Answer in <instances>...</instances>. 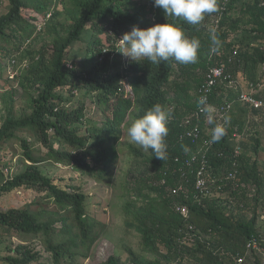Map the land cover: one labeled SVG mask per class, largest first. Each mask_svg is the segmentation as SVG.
<instances>
[{
	"label": "trees",
	"instance_id": "1",
	"mask_svg": "<svg viewBox=\"0 0 264 264\" xmlns=\"http://www.w3.org/2000/svg\"><path fill=\"white\" fill-rule=\"evenodd\" d=\"M7 1L8 13L0 16V58L16 62L19 55L18 59L27 61L25 69L13 79L30 102L24 115L16 118V91L0 95L6 116L0 120V152L4 143L18 139L24 157L23 170L8 177L4 171L7 165L1 168L0 158V197L17 189L33 190L53 199L66 214L58 218L30 208L0 209L2 235H17L24 243L10 247L11 254L0 258L3 264H73L78 256L89 257L101 224L88 215L87 193L80 188H62L41 165L45 161L56 162L87 177L108 178L124 150L135 163L145 166L144 175L137 180L138 186L129 191L131 199L125 205V225L140 237L142 246L140 253L127 248L131 263L261 264L257 256L261 252L249 250V244L257 242L264 249L258 211L264 201V169L257 158L264 143L259 131L264 111L252 108L255 123L247 125L249 112L240 108L232 117L233 126L240 128L238 137L234 138L235 131L226 126V135L209 150L206 165L198 161L185 167V148L191 152L197 148L188 142L179 143L177 138L182 132L179 120L198 108L195 92L204 82L207 70L220 61L218 56L210 57L212 45L210 33L206 32L205 23L213 15H222L216 35L220 41L217 49H224L226 54L223 59L227 61L235 50L238 52L230 65L234 76L243 72V77L255 86L259 82L264 85V75L258 74L264 66V0H230L224 11L206 14L199 25L168 17L169 23L179 25L189 38L199 41L194 64L185 65L174 59L153 64L141 58L122 69L119 59H111V55L122 53L119 44L123 34L131 31L133 25L147 28L166 22L163 10L154 7V0H146L133 9L131 0ZM217 3L219 8L220 0ZM40 18L46 22L38 29ZM148 18H152L151 23ZM103 34L109 47L101 39ZM36 39L43 41L38 48L34 47ZM82 42L84 57H73V48ZM4 68L0 64V78ZM170 90L173 100L169 99ZM218 92L211 97L213 105L225 101L224 90L219 96ZM236 98L233 91L227 96L228 101ZM156 103L167 111L175 106L167 124L165 161L153 156L151 150L120 143L123 128ZM89 105L98 109V116L91 115ZM212 127L201 124L202 133L209 140ZM244 130L247 140L242 141ZM21 131L33 134L34 141L20 137ZM238 144L242 148L240 154L236 151ZM65 146L71 150L68 152ZM176 158L180 159L179 165L175 164ZM176 166L192 174L183 172L182 177L179 170L173 172ZM167 171V183L156 184ZM199 178L205 186H198ZM180 184L187 189L186 198L170 192ZM250 198L256 205L251 217L245 214ZM176 202L184 205L183 212L176 211ZM58 224H62L61 228ZM40 241L48 257L35 249ZM105 264L122 262L111 257Z\"/></svg>",
	"mask_w": 264,
	"mask_h": 264
},
{
	"label": "clouds",
	"instance_id": "2",
	"mask_svg": "<svg viewBox=\"0 0 264 264\" xmlns=\"http://www.w3.org/2000/svg\"><path fill=\"white\" fill-rule=\"evenodd\" d=\"M229 4L230 0H220V7L218 8L217 0H154V7H158L163 10L166 22L156 23L150 27L146 26L147 28H140L137 25H133L131 31L125 32L120 38L119 46L123 48L122 53L126 57L131 58V61H139L141 58H146L147 61L153 64H161L169 61L170 59H174L176 62L181 64H194L197 62L198 58L197 53L200 48L199 41L195 38H189L179 25L169 23L167 18H182L188 24L199 25L204 20L206 14L224 11ZM262 6H264V3H262ZM221 16L222 15L220 13L215 14L210 18V20H208V22L205 23L210 25L211 22V29L209 28L208 30L206 26V32L210 33V41L212 45L210 57L214 58L218 56L220 57V61L207 70L204 82L195 92L194 101L197 103L198 108L184 116L183 119L179 120L182 132L179 134L177 141L179 143L188 142L197 148V150L193 152H191V150L188 151V149L185 148L188 159L185 160L184 166L187 168H190L198 161L206 165L209 150L213 146V143L220 141L226 135V126L233 128V131H235L233 135L234 138L238 137L240 128L239 126H233L232 122L233 113L238 111L236 108L240 107L250 112L252 108L264 111V105L258 107L253 102L243 100V96H247L257 102L262 101L264 103V97L261 96L264 94V91L259 89L262 87L260 82L255 86L249 81L247 89L245 90L240 84V80H238L232 73L230 65L233 64L232 61L234 57L237 56V50H235L233 55H230L229 59L226 61L223 59V57H226L224 49L223 51H219L217 49L220 41L217 38L216 32L220 28ZM114 57L115 54H112L111 59ZM14 63L17 62L13 61V64ZM215 70H220L223 74L221 77L215 78V84L211 86V92L208 95L207 104V96H202L201 90H203L204 87L208 88L210 76ZM175 79L176 78L173 77L172 82H174ZM219 90H224L223 99L225 101H223L220 105H213L211 103V97ZM220 91L218 92V96ZM231 91L237 94L235 101H228L227 99V96ZM170 95H173L174 98V94L171 90ZM173 98L169 97L170 100H173ZM222 108H225L226 110L224 118L220 120L219 117H217V111ZM174 109L175 106H170L167 111L159 103L152 105L146 110L143 116L134 120L128 128L125 130L123 128V135L120 143H125V146L127 144H136L146 152L151 150L153 156L165 161L167 159V144L165 138L169 132L167 124L168 119L172 120L173 118L172 111ZM259 116L261 115H258V118ZM131 119L132 117L130 116L128 118V122H130ZM202 123L207 126L213 125L211 129V140L203 135L201 130ZM247 127L248 126H246V128ZM127 137H130L131 140H128ZM57 145L58 148L61 147L59 143ZM64 149L68 151L71 150L69 146H65ZM236 151L239 154L242 152V148L239 144L236 147ZM179 162L180 159L176 158L175 164L179 165ZM7 169L10 170V173L6 174L8 177L13 174L12 166H6L5 172ZM169 169L171 168H168V170ZM172 169H175L173 172H177V170H179L182 177L185 176V173L183 172L192 174L191 171H183L177 166ZM204 172L206 171L204 170L203 173ZM167 173L168 171L164 173V177L161 181H155L156 184L165 185L168 181L166 178ZM232 176H234V174H232ZM186 191L187 189L182 184L170 189L171 194L173 196H177L178 198L182 195L185 196ZM187 195L188 192L186 193V196ZM175 209L178 213H181L185 210V207L183 204L176 202ZM249 250L251 249L249 248ZM128 264L133 263L130 262ZM169 264L183 263L172 262Z\"/></svg>",
	"mask_w": 264,
	"mask_h": 264
},
{
	"label": "rangeland",
	"instance_id": "3",
	"mask_svg": "<svg viewBox=\"0 0 264 264\" xmlns=\"http://www.w3.org/2000/svg\"><path fill=\"white\" fill-rule=\"evenodd\" d=\"M131 2L133 3V6L131 5V8L133 9V7L137 8L142 3L146 2V0H131ZM149 4H152V2H149ZM9 6L10 4L7 0H0V16L8 13ZM49 18L50 17H48V19ZM147 20L149 23H151L152 18H148ZM44 22H46L45 18L39 19L38 23H36L38 29L43 27ZM207 28L208 30L209 28L211 29V22L210 25H207ZM101 39L103 40L104 45L108 47L109 43L107 42V36L103 34ZM35 41L36 43L34 44V47L36 48L40 47L43 42H38L37 39ZM84 46L85 43L83 42L76 45L72 51L73 57L80 56L82 54V47ZM15 53L19 54L17 52ZM19 57L20 56L18 55L16 58V68H13V61H9L6 58L5 60H1L0 58V64L2 67H5L0 78V95L3 92H9L11 90L16 91L17 95L15 96L16 103L14 112L16 118H20L24 115V112L28 108L30 102L28 96L23 93L24 91L19 87V83L13 79L17 75L19 76V74H21V72L27 66V61H21L18 59ZM81 57H84V54H82ZM115 57L119 59L121 69L122 67L129 68L131 58L126 57L123 53L120 55L117 54ZM258 74L260 76L264 75V66L260 68ZM237 79L240 80V84L246 90L248 81L243 77V72L237 76ZM261 86L262 87L259 89L264 91V85L261 84ZM169 97L173 98V95H169ZM86 101L88 103L91 102L90 100ZM88 108L89 112H91V115L96 113L98 116V109L96 107H91V105H89ZM239 109L240 107L236 108V110ZM248 112V116H246L248 125L254 124L255 121L252 117L253 113L250 111ZM237 114L238 112L233 113V115ZM2 117L6 116L4 106L0 99V120ZM236 117L239 120H246L242 119V116ZM259 124L261 125V130L259 131L264 142V122H260ZM245 134L246 130H244L241 135L242 141L247 140ZM20 137H27L30 141H34L33 134L27 131H21ZM127 139L131 140L130 137H127ZM0 153L2 158L1 168L6 165L8 167L12 166L13 174L11 175L19 174L23 170V150L21 147V142L18 139L4 143L3 150ZM257 158L259 160L261 169H264V143L262 152ZM41 169L44 171L46 170L47 172L45 171V173L51 176L55 183L60 185L62 188H67L71 191L73 188H80L85 193H87L88 215L98 224H101L98 228V232L100 233L98 236V241L92 247L89 257L85 258L78 256L73 264H105L111 257L121 260L123 264H128L130 263V257L128 255L127 248L132 249L136 253L141 252L142 246L140 237L135 232L129 231L124 222L125 205L127 201L131 199L129 191L133 187L138 186L137 180L142 175H144L145 166L142 163H135V159L129 156V153L125 150L120 154L119 162L118 165L114 167L113 175L109 176L108 178H100L95 176L87 177L82 173L75 172L72 168H68L56 162L49 161H45L41 165ZM5 174H7V172H5ZM154 181L155 179L151 180L152 183ZM247 203L249 206H245V214L251 217V210L256 205L251 198ZM258 207L259 215L261 216L259 227L264 232V201H262ZM25 208H30L34 212H43L47 217L57 216L59 218L60 216L66 214V211L62 210L53 199L48 198L46 195L37 194L36 191L33 190H27L24 188L17 189L0 197V209L3 211ZM61 226L62 224H58L57 227L61 228ZM2 233V228L0 226V258H4L11 254L9 251L10 247L24 244L23 240H21L19 236H3ZM30 239L32 238H29L28 240L30 241ZM188 240L190 244H193V239H191V237ZM41 242L42 241L36 243L35 249L37 251L42 250L43 256L48 257L49 254L44 251V246ZM257 256L261 260V264H264L263 249L261 253L257 254ZM0 264H3V261L0 260ZM183 264L190 263L185 262Z\"/></svg>",
	"mask_w": 264,
	"mask_h": 264
},
{
	"label": "built area",
	"instance_id": "4",
	"mask_svg": "<svg viewBox=\"0 0 264 264\" xmlns=\"http://www.w3.org/2000/svg\"><path fill=\"white\" fill-rule=\"evenodd\" d=\"M222 74H223V72L222 71H220V70H215V71H213V74L210 76V82H209V85H208V88L207 87H204V89L203 90H201V93H202V96H207V104H208V95H209V93L211 92V86H213L214 84H215V78H217V77H221L222 76ZM243 100H245V101H250V102H253V103H255L256 104V106H263L264 105V103L262 102V101H255V100H253L252 98H250V97H247V96H243ZM230 108V107H229ZM225 108H222L221 110H218L217 111V117H219V119L221 120V119H223L224 118V113H225ZM6 172L9 174L10 173V170H6ZM203 174V172H200V176ZM200 180V179H199ZM198 186H205V181H203L202 179L199 181V183H198ZM249 248L250 249H255V250H257V251H259V252H262V249L259 247V245H258V243L257 242H253V243H250V245H249ZM239 262H241L242 263V260H240Z\"/></svg>",
	"mask_w": 264,
	"mask_h": 264
}]
</instances>
